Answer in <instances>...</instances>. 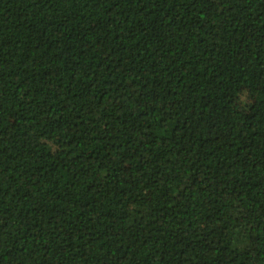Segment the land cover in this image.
Instances as JSON below:
<instances>
[{"label": "trees", "instance_id": "1", "mask_svg": "<svg viewBox=\"0 0 264 264\" xmlns=\"http://www.w3.org/2000/svg\"><path fill=\"white\" fill-rule=\"evenodd\" d=\"M0 264H264V0H0Z\"/></svg>", "mask_w": 264, "mask_h": 264}]
</instances>
